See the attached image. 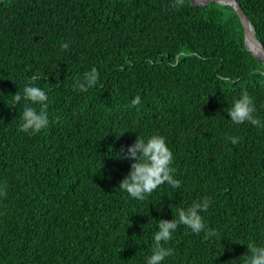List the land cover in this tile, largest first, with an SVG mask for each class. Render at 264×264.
I'll return each instance as SVG.
<instances>
[{
  "label": "trees",
  "instance_id": "trees-1",
  "mask_svg": "<svg viewBox=\"0 0 264 264\" xmlns=\"http://www.w3.org/2000/svg\"><path fill=\"white\" fill-rule=\"evenodd\" d=\"M236 1L264 48V0ZM89 67L97 85L72 87ZM33 73L49 124L29 135L19 129L24 102L9 101ZM242 90L264 123V64L229 6L0 1V264H144L157 222L204 197L216 235L178 225L164 264H243L248 242L264 245V128L230 120ZM154 134L181 183L135 200L118 188L128 146Z\"/></svg>",
  "mask_w": 264,
  "mask_h": 264
},
{
  "label": "clouds",
  "instance_id": "clouds-1",
  "mask_svg": "<svg viewBox=\"0 0 264 264\" xmlns=\"http://www.w3.org/2000/svg\"><path fill=\"white\" fill-rule=\"evenodd\" d=\"M173 2L176 6H180L183 0H173ZM61 47L67 49L69 45L64 43ZM38 79L39 74L33 73L28 78V83L23 87L22 93L18 91L11 93L9 101L12 106L20 105L21 101L24 102L25 106L19 113L21 121L19 129L29 135L39 133L49 124L46 111L49 97L47 92L36 84ZM98 81L97 68L89 67L74 80L72 87L87 90L97 85ZM130 103L133 107L139 106L141 104L140 96H135ZM255 112L256 106L252 96L246 90H242L239 96L233 99L227 114L236 125L248 122L253 126L264 128V123L254 116ZM227 139L232 144H237L240 138L229 136ZM122 152L123 148L117 152L118 159L125 158L124 155H121ZM126 155L133 162L130 165L129 175L119 183L118 188L127 193L129 197L143 201L146 196L162 185L167 184L172 189L180 186L181 182L174 178V169L171 167L173 152L162 135L154 134L144 137L138 135L135 143L128 146ZM6 194V188L0 186V197H4ZM209 203V198L204 197L200 202H194L191 206L178 208L176 216L171 221L159 220L156 225L157 230L152 233L150 254L144 257V264H164L165 258L172 252L164 244L171 240L178 225H184L194 234L203 232L204 239L214 237L215 230L207 226L201 215L207 211ZM246 246L247 251L241 256L243 264H264V245L250 241Z\"/></svg>",
  "mask_w": 264,
  "mask_h": 264
},
{
  "label": "water",
  "instance_id": "water-1",
  "mask_svg": "<svg viewBox=\"0 0 264 264\" xmlns=\"http://www.w3.org/2000/svg\"><path fill=\"white\" fill-rule=\"evenodd\" d=\"M3 1V0H0ZM191 1V0H190ZM192 2V1H191ZM208 3H216L222 6H229L231 7L236 14L238 15V18L241 22L243 32H244V46L246 49L259 61H261L264 64V48L263 46L255 39L253 36L252 30H251V25L249 21L247 20L246 16L244 15L243 11L240 8V5L236 0H205L203 2L195 3L192 2L193 5H198V6H204ZM250 28V29H249ZM249 44L256 45L257 48L260 51L261 58H258L254 55V53L250 50Z\"/></svg>",
  "mask_w": 264,
  "mask_h": 264
},
{
  "label": "bare ground",
  "instance_id": "bare-ground-1",
  "mask_svg": "<svg viewBox=\"0 0 264 264\" xmlns=\"http://www.w3.org/2000/svg\"><path fill=\"white\" fill-rule=\"evenodd\" d=\"M203 1H205V0H194V2H203ZM250 29V28H249ZM249 48H250V50L252 51V52H255L258 56V58H261V54H260V51H259V49L257 48V46L256 45H252V44H249ZM256 56V55H255Z\"/></svg>",
  "mask_w": 264,
  "mask_h": 264
},
{
  "label": "rangeland",
  "instance_id": "rangeland-1",
  "mask_svg": "<svg viewBox=\"0 0 264 264\" xmlns=\"http://www.w3.org/2000/svg\"><path fill=\"white\" fill-rule=\"evenodd\" d=\"M192 2H194V0H191ZM195 3H199V2H195Z\"/></svg>",
  "mask_w": 264,
  "mask_h": 264
}]
</instances>
